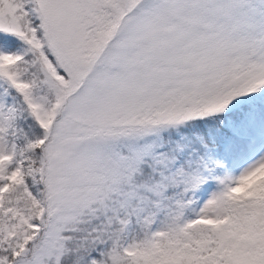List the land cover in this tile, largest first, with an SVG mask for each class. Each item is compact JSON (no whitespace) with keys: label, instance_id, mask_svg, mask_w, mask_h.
<instances>
[{"label":"snow or ice","instance_id":"snow-or-ice-1","mask_svg":"<svg viewBox=\"0 0 264 264\" xmlns=\"http://www.w3.org/2000/svg\"><path fill=\"white\" fill-rule=\"evenodd\" d=\"M0 264H264V0H0Z\"/></svg>","mask_w":264,"mask_h":264}]
</instances>
